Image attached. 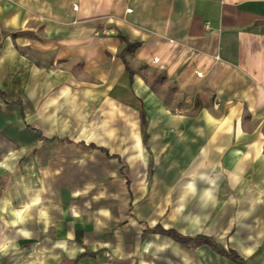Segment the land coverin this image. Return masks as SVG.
Instances as JSON below:
<instances>
[{
    "label": "crops",
    "instance_id": "0c3cea01",
    "mask_svg": "<svg viewBox=\"0 0 264 264\" xmlns=\"http://www.w3.org/2000/svg\"><path fill=\"white\" fill-rule=\"evenodd\" d=\"M156 225L264 264V0H0V264H237Z\"/></svg>",
    "mask_w": 264,
    "mask_h": 264
},
{
    "label": "rangeland",
    "instance_id": "374dc122",
    "mask_svg": "<svg viewBox=\"0 0 264 264\" xmlns=\"http://www.w3.org/2000/svg\"><path fill=\"white\" fill-rule=\"evenodd\" d=\"M117 107L118 109L120 108V112L118 114H116L117 111ZM107 109L110 110L112 113H106L103 116H97L94 118L98 120H100L101 122H104L106 124H111L112 122H118L121 124L122 128L127 129V131H123L121 130V134L118 138V142H120L122 146H124L127 141L126 136L127 133L129 134L131 131H129V128H133V124L136 123V119L137 118V110H138V101L136 99H134L130 94L129 95H125L123 98L119 99V105L117 106V103L112 100H105V112H107ZM93 117V116H91ZM90 134L94 133L97 136V139L104 137L109 139L111 134L108 131H89ZM110 134V135H109ZM100 136V137H99ZM115 142V140H114ZM123 142V143H122Z\"/></svg>",
    "mask_w": 264,
    "mask_h": 264
},
{
    "label": "trees",
    "instance_id": "16d2710c",
    "mask_svg": "<svg viewBox=\"0 0 264 264\" xmlns=\"http://www.w3.org/2000/svg\"><path fill=\"white\" fill-rule=\"evenodd\" d=\"M138 42H136L134 45H137ZM144 113V112H143ZM146 124V120L143 118V125ZM147 139V134L144 131V142H146ZM91 147H95V144H90ZM100 149H105V148H100ZM113 156V155H110ZM117 157V156H116ZM124 173V171H123ZM125 177L127 179V184L129 185L130 183V178L128 177V175L125 174ZM148 232H158V233H162L165 235H169L172 238H174L176 241L186 245V246H198L201 244H208L209 246H211V248H213L214 250L220 252L221 254L229 257L230 259L234 260L237 264H244L242 258L233 250H224L221 249L213 240V238L206 236V235H197V236H186L183 235L181 233H179L177 230L172 229V228H164L161 225H156L153 228L147 229L143 232V236H145ZM89 254L91 253L90 251L86 250L83 254ZM80 256L76 257L75 259H73L72 261H70V263L72 264H76L78 259ZM63 264V262L61 263Z\"/></svg>",
    "mask_w": 264,
    "mask_h": 264
}]
</instances>
